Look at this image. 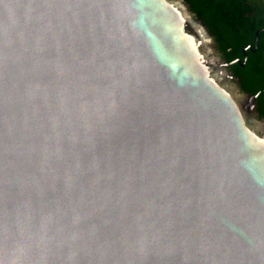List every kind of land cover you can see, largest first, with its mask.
Wrapping results in <instances>:
<instances>
[{"label": "water", "instance_id": "water-1", "mask_svg": "<svg viewBox=\"0 0 264 264\" xmlns=\"http://www.w3.org/2000/svg\"><path fill=\"white\" fill-rule=\"evenodd\" d=\"M230 64L184 0H0V264H264Z\"/></svg>", "mask_w": 264, "mask_h": 264}, {"label": "trees", "instance_id": "trees-1", "mask_svg": "<svg viewBox=\"0 0 264 264\" xmlns=\"http://www.w3.org/2000/svg\"><path fill=\"white\" fill-rule=\"evenodd\" d=\"M195 17L201 18L216 42L220 56L242 91L258 94L259 117H264V0H184ZM258 32V34H257ZM245 64L243 49L249 44Z\"/></svg>", "mask_w": 264, "mask_h": 264}]
</instances>
